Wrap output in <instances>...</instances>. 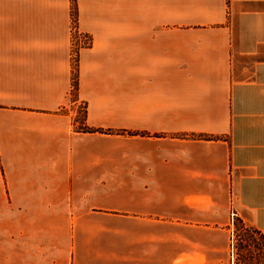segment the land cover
Wrapping results in <instances>:
<instances>
[{"label": "crops", "instance_id": "0c3cea01", "mask_svg": "<svg viewBox=\"0 0 264 264\" xmlns=\"http://www.w3.org/2000/svg\"><path fill=\"white\" fill-rule=\"evenodd\" d=\"M76 5L74 98L71 1L0 0L4 264H244L234 219L264 239V0ZM79 102L110 133L78 131Z\"/></svg>", "mask_w": 264, "mask_h": 264}, {"label": "rangeland", "instance_id": "374dc122", "mask_svg": "<svg viewBox=\"0 0 264 264\" xmlns=\"http://www.w3.org/2000/svg\"><path fill=\"white\" fill-rule=\"evenodd\" d=\"M88 46V45H87ZM255 58H246L247 66H251L253 64ZM238 69V67L236 66ZM237 71V70H236ZM235 73H239L238 71ZM241 74H238L237 77H241ZM75 116L74 122L76 128L79 130L81 127V120L84 112V105L79 102V104L75 108ZM77 119L75 120V117ZM238 218H235L234 223V234H233V247L234 251L237 255L236 259L244 264H264V239L262 236L255 230L252 226L244 224V222L238 221ZM69 258L67 256L68 264L72 260V253H69ZM0 264H4L3 262V252L2 248H0ZM47 264V263H46ZM57 264H65L63 261ZM85 264H98L96 262H86Z\"/></svg>", "mask_w": 264, "mask_h": 264}, {"label": "trees", "instance_id": "16d2710c", "mask_svg": "<svg viewBox=\"0 0 264 264\" xmlns=\"http://www.w3.org/2000/svg\"><path fill=\"white\" fill-rule=\"evenodd\" d=\"M71 1V20L74 22V25L77 27V5L76 0H70ZM87 35V34H85ZM88 36V35H87ZM74 37H76V33L74 34ZM89 37V36H88ZM90 39V37H89ZM80 48H74L73 52L74 54L71 56V78H70V87H71V97H77L78 92V50ZM85 117H86V109L84 107L83 117L80 122L81 127H79L78 131L85 132V133H110L108 130L98 129V128H92L85 124ZM77 119V116L75 117V120ZM128 134H132L131 132H127ZM238 221H241L240 219H237Z\"/></svg>", "mask_w": 264, "mask_h": 264}, {"label": "built area", "instance_id": "2783aa9c", "mask_svg": "<svg viewBox=\"0 0 264 264\" xmlns=\"http://www.w3.org/2000/svg\"><path fill=\"white\" fill-rule=\"evenodd\" d=\"M71 56L74 54V48H81L90 44V39L84 33L78 31L77 27L74 25V22L71 20ZM76 33V37L74 34ZM234 216V214H232Z\"/></svg>", "mask_w": 264, "mask_h": 264}]
</instances>
